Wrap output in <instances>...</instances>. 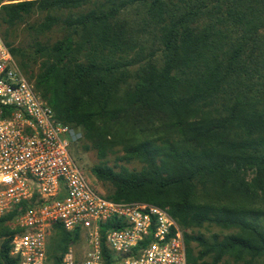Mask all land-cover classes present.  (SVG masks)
<instances>
[{
  "label": "trees",
  "instance_id": "obj_1",
  "mask_svg": "<svg viewBox=\"0 0 264 264\" xmlns=\"http://www.w3.org/2000/svg\"><path fill=\"white\" fill-rule=\"evenodd\" d=\"M0 34L84 150L141 163L94 164L106 197L167 208L188 264H264V0H0ZM78 239L57 225L47 264Z\"/></svg>",
  "mask_w": 264,
  "mask_h": 264
},
{
  "label": "built area",
  "instance_id": "obj_2",
  "mask_svg": "<svg viewBox=\"0 0 264 264\" xmlns=\"http://www.w3.org/2000/svg\"><path fill=\"white\" fill-rule=\"evenodd\" d=\"M81 135L56 118L0 34V218L16 212L10 254L47 264L60 225L79 232L62 264H188L167 208L114 201L93 187L72 153Z\"/></svg>",
  "mask_w": 264,
  "mask_h": 264
},
{
  "label": "rangeland",
  "instance_id": "obj_3",
  "mask_svg": "<svg viewBox=\"0 0 264 264\" xmlns=\"http://www.w3.org/2000/svg\"><path fill=\"white\" fill-rule=\"evenodd\" d=\"M56 35V32L54 33V35L51 34L53 39H55ZM82 144L83 140L77 141L73 145L72 153L80 166L84 169L85 175L87 176L93 187H97L98 190L105 194L112 189V186L109 183L100 181L94 177L90 170L94 164L104 161L108 165L114 166L116 170H119L121 165L126 166L130 170H139L141 168V163L137 160L125 162L118 159V157L122 155V151L119 147H115L112 152H109L106 155L105 158L100 159L94 149L84 150ZM200 230L206 234H210L212 232H219L220 229L216 226L207 225L200 228Z\"/></svg>",
  "mask_w": 264,
  "mask_h": 264
}]
</instances>
